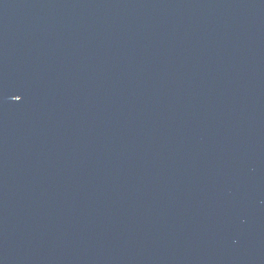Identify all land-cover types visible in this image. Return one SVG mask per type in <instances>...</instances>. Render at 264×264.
I'll return each mask as SVG.
<instances>
[{
	"label": "water",
	"instance_id": "1",
	"mask_svg": "<svg viewBox=\"0 0 264 264\" xmlns=\"http://www.w3.org/2000/svg\"><path fill=\"white\" fill-rule=\"evenodd\" d=\"M0 264H264V0H0Z\"/></svg>",
	"mask_w": 264,
	"mask_h": 264
}]
</instances>
